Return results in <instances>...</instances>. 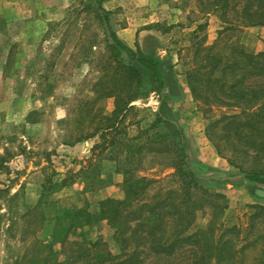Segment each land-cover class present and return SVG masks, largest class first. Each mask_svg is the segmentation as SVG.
<instances>
[{"label":"rangeland","instance_id":"rangeland-1","mask_svg":"<svg viewBox=\"0 0 264 264\" xmlns=\"http://www.w3.org/2000/svg\"><path fill=\"white\" fill-rule=\"evenodd\" d=\"M98 1L106 17L97 10V1L88 0H31L24 1L22 12L17 9L18 15L39 18L43 25L14 27L2 73L14 82L6 88L7 101L0 104V129L6 133L0 136V264H42L43 258L46 264L86 263L89 252L74 257V244L89 249L87 242L98 238L115 251L113 228L100 203L123 198L125 182L134 179L158 181L147 197L172 186L170 165L177 160L178 142L157 121L159 98L150 92L148 80H142L127 110L115 111L112 94L100 96L102 86L103 93H117L123 101L128 97L123 88L129 61L110 38L105 18L112 33L133 52H145L147 37L152 36L157 55L171 62L182 93L167 102L169 119L182 130L191 170L205 179L201 189L225 196L223 223L243 228L257 204L248 192L256 184L227 161L236 159L228 142L224 137L210 141L205 135L211 119L236 109L205 106L186 84V72L198 63V43L211 47L217 42L223 56L234 44L253 54L264 51V26L223 23L226 18L237 21L236 12L248 0H215L216 13L206 15L212 0H119L116 8L108 7V0ZM122 28L127 29L123 36ZM162 92L167 94L166 89ZM100 120L115 122V128L100 131L102 138L93 137L86 155L70 149L86 140L76 141L94 132ZM150 126L147 138L139 141L145 144L141 154H130L127 139ZM245 161L241 163L252 162ZM76 207L77 217H69ZM202 214H197V225L206 222Z\"/></svg>","mask_w":264,"mask_h":264},{"label":"trees","instance_id":"trees-1","mask_svg":"<svg viewBox=\"0 0 264 264\" xmlns=\"http://www.w3.org/2000/svg\"><path fill=\"white\" fill-rule=\"evenodd\" d=\"M94 1H97V10L106 17L108 13L100 6V1L88 0ZM208 6L204 15L216 13L218 4L215 0ZM236 19L232 22L226 18L223 23L230 27L241 23L247 27L264 26V0L246 1L236 12ZM105 24L114 45L125 52L129 61L124 68L128 73V83L123 88L128 97L123 101L117 93H103L101 86V98L112 94L116 99L115 111L117 108L127 110L146 78L151 86L150 92L159 98L157 121L164 124L169 136L178 142L175 149L177 160L170 165L174 170L171 187L160 188L147 197L145 194L158 181L134 179L125 182L123 198L118 201L106 199L100 203V211L113 228L115 251L98 238L87 242L89 249L75 243L77 248L72 255L75 257L81 252H89V261L80 264H264V187L259 186L264 185V51L253 54L243 47L229 44V51L223 56L216 47L217 42L211 47L198 43V63L186 72L189 91L201 104L236 109L231 115L211 119L206 125L205 135L210 141L224 137L231 154L236 155L235 160L227 159L228 163L237 168L245 180L256 184L250 185L248 192L257 204L252 206L253 212L247 218V225L241 228L223 223L227 208L225 196L201 189L205 179L197 176L189 166L188 154L183 148L182 130L169 119L167 102L171 97L178 99L182 93L169 59L157 55L152 36L147 37L145 52H133L112 33L106 18ZM164 89L166 95L162 92ZM101 120L95 123L94 132L76 141L95 136L102 138L104 130L115 128V122L106 124ZM150 129L151 126L142 129L137 136L127 139L130 154H141L145 144H139V141L141 137L142 141L147 138ZM98 131L102 132L96 135ZM216 131L221 134L216 135ZM133 147L134 150H131ZM248 159L252 161L250 165L241 163ZM174 178L177 180L173 181ZM212 181L222 184L228 179ZM198 189L202 191L200 194L196 192ZM198 212L207 217L203 225L196 224ZM78 213L71 211L67 214L75 219ZM46 263L47 258H43L42 264ZM64 264L79 263L69 260Z\"/></svg>","mask_w":264,"mask_h":264},{"label":"crops","instance_id":"crops-1","mask_svg":"<svg viewBox=\"0 0 264 264\" xmlns=\"http://www.w3.org/2000/svg\"><path fill=\"white\" fill-rule=\"evenodd\" d=\"M24 1H27L29 3V1L31 0H0V104H3L7 101L5 99L6 96H8L6 95V88L8 85H12L14 82L13 79L11 78L4 79V76H2V73L4 72L5 69V65H4L5 61L7 60V57L10 54L9 42H12L14 38L12 34V30H14V27L18 24L28 27L30 26L39 27L40 25L41 26L43 25V21L40 20L39 18L30 17V16L22 17L18 15L19 11H17V9H19L20 12H22L23 8L25 7V5L23 4ZM118 1L119 0H108L106 4L110 8H116L117 6H119ZM126 31H127L126 28H122L119 34L123 36L126 34ZM34 37L35 36L32 35L30 36V38H34ZM261 38L264 39V37ZM263 50L264 48H262L260 51ZM0 118L3 119V116L0 115ZM0 128H4V127L0 126ZM5 134H6L5 129H0V136ZM93 141L94 138L83 140L70 149H72L73 151L75 150L76 153L86 155L91 151ZM79 209L80 207H76V208H71L70 210L76 212ZM53 263L55 264V261H53Z\"/></svg>","mask_w":264,"mask_h":264}]
</instances>
